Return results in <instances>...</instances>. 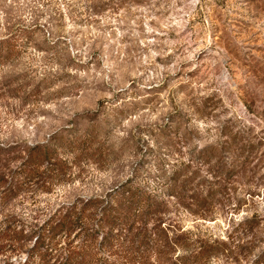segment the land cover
<instances>
[{"label":"rangeland","instance_id":"rangeland-1","mask_svg":"<svg viewBox=\"0 0 264 264\" xmlns=\"http://www.w3.org/2000/svg\"><path fill=\"white\" fill-rule=\"evenodd\" d=\"M20 29L0 66V145L91 120L100 135L64 153L67 182L24 184L0 218L180 171L191 182L165 222L225 241L209 264H264V0H0V36Z\"/></svg>","mask_w":264,"mask_h":264},{"label":"trees","instance_id":"trees-1","mask_svg":"<svg viewBox=\"0 0 264 264\" xmlns=\"http://www.w3.org/2000/svg\"><path fill=\"white\" fill-rule=\"evenodd\" d=\"M27 39L22 29L0 36V66L18 57ZM97 123L91 120L82 132L73 125L61 127L22 146L0 145V162L8 156L15 163L2 164L8 171H0V206L21 195L24 184L50 192L67 182L64 153L87 155L100 135ZM190 182L180 171L154 187L128 176L108 193L76 197L44 217L43 212L30 219L3 215L0 264H209L228 250L225 241L193 236L165 222L169 199L180 196Z\"/></svg>","mask_w":264,"mask_h":264}]
</instances>
